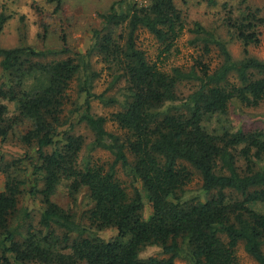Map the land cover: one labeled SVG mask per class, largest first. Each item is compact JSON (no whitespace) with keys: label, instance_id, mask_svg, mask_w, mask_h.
<instances>
[{"label":"trees","instance_id":"1","mask_svg":"<svg viewBox=\"0 0 264 264\" xmlns=\"http://www.w3.org/2000/svg\"><path fill=\"white\" fill-rule=\"evenodd\" d=\"M226 14V26L245 54L239 61L194 24L205 52L213 44L223 57L213 72L199 60L189 69L167 67L186 30L174 0H117L98 14L100 26L84 54L48 60L57 54L0 48V139L19 130L18 142L33 151L25 154L29 168L22 169L21 160L0 167L6 178L0 192V264H175L176 259L237 264L241 244L256 264H264V130L216 134L202 126L208 116L227 115L233 101L245 107L264 103V61L247 51L260 43L264 19L249 7L238 18ZM7 20L0 14V33ZM140 32L159 46L153 61L138 46ZM102 74L108 86L98 94ZM184 83L196 86L179 99ZM115 90L117 96H107ZM94 101L119 110L109 118L93 115ZM108 121L116 132L106 129ZM80 125L92 133L91 150L111 154L108 167L80 160L85 146V137L75 133ZM118 165L144 192L147 217L140 191L129 194L116 177ZM193 172L201 178L203 199L185 198ZM62 183L72 199L87 192L88 226L52 201ZM23 196L42 205L39 230L19 208ZM111 228L117 234L110 240L97 235ZM148 246L160 247L164 257L141 259Z\"/></svg>","mask_w":264,"mask_h":264},{"label":"rangeland","instance_id":"2","mask_svg":"<svg viewBox=\"0 0 264 264\" xmlns=\"http://www.w3.org/2000/svg\"><path fill=\"white\" fill-rule=\"evenodd\" d=\"M117 0H60L58 6L51 0H0V14L8 18L0 33V48L12 49L17 47H30L36 51L53 52L56 56H48L51 59H65L73 53L84 54L91 45L92 30L100 26L98 14L105 13L109 7ZM147 4L149 0H133ZM176 7L182 12L185 19L186 30L176 44L172 56L167 61V67H182L189 69L195 60L207 64L211 72L221 66L223 57L219 49L213 44L208 45V52L204 50V43L200 41L198 35L193 32L194 24H200L206 31L210 32L216 39L223 42L234 61H239L245 56L242 44L235 39L226 26L227 10L232 12L233 18H238L245 11L246 7L258 10L259 16L264 19V0H174ZM226 9V10H225ZM192 30V31H191ZM260 43L257 46L247 48L248 55L258 60L264 61V24L258 27ZM65 39L64 41L62 39ZM65 42V43H63ZM138 46L145 51L149 60L156 59L158 44L153 37L140 32L138 36ZM64 47V48H63ZM67 49L70 52L63 54L61 51ZM59 53V54H58ZM100 67L97 66V69ZM1 73V70H0ZM107 78L102 74L97 81L95 92H103L107 86ZM234 81V79H232ZM196 83H184L178 91V98L184 99L194 89ZM107 96H117V90L109 91ZM91 112L93 115L109 118V115L119 110L118 106L104 107L97 101L92 103ZM12 111L13 106L10 105ZM202 126L210 133L220 134L231 128L244 132L264 130V103L256 107H245L237 101L231 102L228 113L225 116L211 115L205 118ZM106 129L109 132H116V126L108 121ZM18 133L9 135L6 141L0 139V167L13 161L21 160V168H29L27 155H32L33 151L24 148L18 142ZM77 135L85 137V146L80 154L82 161H96L108 167L113 157L105 150L90 149L93 141L92 133L84 126L75 128ZM240 169L244 170L243 160L238 162ZM263 163L257 165L259 168ZM116 177L123 183L129 194L136 188L140 191L144 205V215L147 217L151 210L146 201L144 192L140 185L136 183L130 175L128 169L116 166ZM5 175L0 172V192L3 191ZM202 181L196 172H193L192 181L185 188V198H204L202 192ZM52 201L74 215L76 221L82 225H87L85 213L92 207V203L85 190L80 191L74 199L69 197L66 183H62ZM19 208L26 209L30 213L32 225L39 230L38 220L42 208L38 199H31L23 196L20 200ZM264 211V209H263ZM117 234L116 230L105 229L97 232V235L105 241L110 240ZM139 257H164L161 248L148 246L143 248ZM175 264H188L183 259H176ZM237 264H256L248 256L242 247L237 249Z\"/></svg>","mask_w":264,"mask_h":264}]
</instances>
